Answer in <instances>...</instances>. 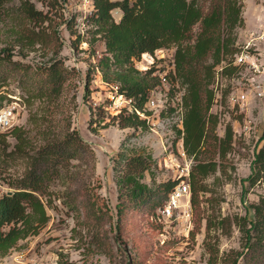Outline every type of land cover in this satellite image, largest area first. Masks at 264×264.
Returning <instances> with one entry per match:
<instances>
[{"label": "rangeland", "instance_id": "374dc122", "mask_svg": "<svg viewBox=\"0 0 264 264\" xmlns=\"http://www.w3.org/2000/svg\"><path fill=\"white\" fill-rule=\"evenodd\" d=\"M20 2L7 0L0 19V93L6 95L3 104L12 100L20 103L13 127L0 134L6 132L8 150L14 149L18 139L12 129L17 126L20 129L17 131L27 137L24 152L32 153L50 139L62 137L69 127L76 128L94 151L89 161H83L84 181L105 199L112 221L107 220L102 229L83 221L64 201L68 195L62 192L68 190L67 182H61L44 196L45 201L52 200L46 205L47 224L38 233L20 239L0 257V264H225L223 260L232 249L233 254L243 250L242 231L235 216L253 218L252 203L264 194V180L252 184L248 179L251 162L264 135V95L258 96L255 92L256 85L264 86V0H243L245 23L237 27V42L242 48L234 55L233 63L244 53L253 55V59L237 63L239 70L229 74L222 72V66L218 67L212 84L216 94L211 110L219 115L217 132L224 135L227 125L232 124L234 137L223 162L225 166L219 164L205 180L200 206L191 204L189 216L184 209L175 210L170 217L162 216L158 209L155 214L133 210L120 223L121 228L118 227L114 163L123 147L135 145L152 154L155 162L150 172L154 175L147 171L145 176L150 184L177 176L189 180L185 172L187 168L190 170L193 157L186 153L178 132L179 116L185 110L184 85L172 81L175 87L167 93V105L162 112L145 104L150 112L146 129L121 126L118 113L110 106L113 83L105 81L101 71L92 69L89 93L86 91L88 69L105 49L101 39H93L94 25L88 20L93 1L59 0L51 9V22L44 25L19 14ZM33 2L37 8L49 9L50 0ZM250 2L252 8L245 17L244 11ZM256 9L261 13L259 17ZM113 14L119 19L121 10L115 8ZM72 16L73 22L68 21ZM44 29L52 30L55 39L50 44L30 43L18 37L20 31ZM78 32L83 40L76 45L74 39ZM92 40L94 43H90ZM3 49L10 50L11 59L8 50ZM173 52L172 46L157 49L153 54L155 63L162 70L167 69ZM54 58L64 70L61 93L41 96L39 87L48 86L43 67L49 66ZM148 59L152 60L146 56L142 62H136L143 72L147 70L144 64ZM241 90L248 93V99L233 102V92ZM26 154L0 157V192L10 191L7 181L25 171ZM211 218L213 223L209 226ZM221 218H224L222 222ZM211 246L213 253L209 251Z\"/></svg>", "mask_w": 264, "mask_h": 264}, {"label": "trees", "instance_id": "16d2710c", "mask_svg": "<svg viewBox=\"0 0 264 264\" xmlns=\"http://www.w3.org/2000/svg\"><path fill=\"white\" fill-rule=\"evenodd\" d=\"M6 1L0 0V19L5 13ZM58 1L47 2L49 9L44 11L37 8L33 0H21L17 10L19 14L44 25L47 21L51 22V9ZM93 5L88 16L94 25L93 39H101L105 49L88 69L87 93L92 69L101 71L105 81L118 84L120 91L132 97L140 109H145V104L159 87L169 94L175 87L172 81L184 85L182 105L185 110L178 132L183 138L186 153L193 157L188 176L191 202L196 207L200 206L206 178L217 170L219 164L222 167L221 163L226 160L233 145L232 124L227 125L224 135L217 132L219 115L211 110L216 94L212 84L218 67L222 66L224 74L239 70V65L233 63V57L242 48L237 42V27L245 23L243 0H93ZM115 8L121 10L119 19L113 14ZM74 18L72 16L68 21L73 22ZM51 31H20L18 37L30 43L41 41L50 44L55 39ZM82 40L78 32L74 42L77 45ZM171 46L174 47L171 61L168 68L163 69L169 79L165 86L160 75L154 73L161 69L156 60L144 72L136 62L144 53L154 54L157 49ZM96 52L95 49L92 51L93 54ZM8 58L11 59L10 50ZM56 62L57 58H54L49 66L43 67L48 86L39 87L41 96L61 93L65 76ZM4 97L6 95L0 93V107L4 105ZM117 115L123 127L146 129L148 126L147 118L135 111L122 109ZM12 130L18 139L16 147L8 150L7 134L2 132L0 157L10 153H27L28 165L20 176L7 181L12 188L10 191L0 192V257L5 256L20 239L38 233L47 224L49 214L46 205L52 200L45 201L44 196L50 193L52 186L61 182H67L68 190L62 192L68 195L64 201L83 217V221L95 223L101 229L107 220L112 221L105 199L84 181L83 161H89L94 151L76 128L69 127L62 137L50 139L32 153L24 152L27 137L17 131L20 130L17 126ZM262 139L263 143L251 162L252 171L248 179L252 184L264 180V135ZM154 162L151 153L135 145L119 150L114 163L118 186V227L121 228L120 223L130 211L144 210L155 214L180 181L181 176L157 183L147 182L146 172L151 171ZM150 173L154 175V172ZM252 207L253 218L235 216L242 231L243 250L233 254L232 249L227 259L223 260L225 264H238L240 257V264H264V194L252 203ZM223 220L220 219L221 222ZM211 223L212 218L208 225L211 226ZM209 251L214 252L212 246Z\"/></svg>", "mask_w": 264, "mask_h": 264}, {"label": "built area", "instance_id": "2783aa9c", "mask_svg": "<svg viewBox=\"0 0 264 264\" xmlns=\"http://www.w3.org/2000/svg\"><path fill=\"white\" fill-rule=\"evenodd\" d=\"M93 1V0H88ZM249 46V45H248ZM151 57V59H148L146 64H144L145 68L148 69L153 61L156 59L153 57V54L151 53H144V57ZM253 55L251 54H240L237 56V63H241L242 61H246L253 59ZM143 58L139 61L142 62ZM247 60V61H248ZM253 61V60H252ZM252 63V62H251ZM253 64L257 65L256 61H253ZM155 74L158 73L161 77V82L163 85H168L169 79L168 75L165 72V70L157 69ZM111 92L109 93L111 103L110 106L112 110L115 112H119L122 109H126L127 111H135L140 116L149 118V114L145 112L144 109H140L135 105V101L132 97L127 96L125 93L121 92L119 89V85L116 83L111 84ZM256 94L258 96L264 95V86L263 85H256ZM231 99L233 102H240L245 101L248 99V93L244 90H241L240 92H236L232 94ZM168 101L167 92H165L162 88L159 87L157 89V92L155 95H153L146 105H152V108L155 107L158 111H161L164 107H166ZM20 103L17 100H12L10 102L5 103L2 107H0V130H7L14 125V118L17 116V113L19 111ZM177 109L176 111H178ZM146 113V114H145ZM183 115L179 116V122L180 126H182L183 121ZM185 154V152H183ZM191 170V168H190ZM190 170L187 168V172H185V175L189 176ZM191 187L190 182L188 179H181L174 188L170 191L168 198L166 199L165 203L158 208V212L165 217H170L174 214L175 210L178 209H184L186 210L187 216L190 215L191 210Z\"/></svg>", "mask_w": 264, "mask_h": 264}, {"label": "crops", "instance_id": "0c3cea01", "mask_svg": "<svg viewBox=\"0 0 264 264\" xmlns=\"http://www.w3.org/2000/svg\"><path fill=\"white\" fill-rule=\"evenodd\" d=\"M251 8H252V4H251V2L250 3H248V5H247V7H246V10L244 11V13H245V17H247V15L250 13V11H251ZM257 10V9H256ZM258 11V10H257ZM256 11V17L258 16L259 17V15H261V13H259V11L257 12ZM248 18H246V20H247Z\"/></svg>", "mask_w": 264, "mask_h": 264}]
</instances>
